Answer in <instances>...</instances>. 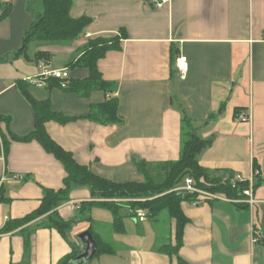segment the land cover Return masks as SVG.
Returning <instances> with one entry per match:
<instances>
[{
	"label": "crops",
	"instance_id": "1",
	"mask_svg": "<svg viewBox=\"0 0 264 264\" xmlns=\"http://www.w3.org/2000/svg\"><path fill=\"white\" fill-rule=\"evenodd\" d=\"M42 9L41 0H0V115L9 119L0 123L8 142L6 152L0 148V230L7 220L38 208L43 188L60 189L66 176L63 165L37 141L11 139L10 133L23 136L34 127L21 85L34 99H48L54 111L74 118L64 124L49 121L51 138L76 162L115 182L144 180L133 160L144 162L153 180L154 173L164 175L162 164L179 157L182 112L197 123L217 113L201 129L211 142L199 164L252 178L257 183L254 202L249 204L247 196L233 200L220 195L183 200L180 207L188 222L178 253L189 264H264V0H171L159 8L145 0H73L71 15L91 19L79 38L62 45L36 41L18 53L26 29ZM97 38L117 39V47L96 61L111 92L94 89L77 95L51 76L42 85L27 80L60 68L67 69L68 82L86 78L88 70L75 62L88 41ZM39 52L49 56L38 58ZM56 54L63 57L58 64ZM179 55L188 62L184 79L175 67ZM110 97L117 98L120 123L87 118L91 106ZM237 109L249 110L251 121H240ZM107 200L88 187H72L69 200L54 209L72 221L64 235L35 228L41 218L0 233V264H59L73 249L78 252L77 235L88 227L112 253L94 255L96 263L85 264H176L174 256L160 250L175 243L174 219L167 215L163 236L155 225L166 211L156 217L146 213L139 221L131 216L137 208L112 199L121 206L123 231L115 229L106 207L92 205L85 215L79 213L81 202ZM70 231L75 235L69 236ZM253 232L262 235L257 243L251 241Z\"/></svg>",
	"mask_w": 264,
	"mask_h": 264
},
{
	"label": "trees",
	"instance_id": "2",
	"mask_svg": "<svg viewBox=\"0 0 264 264\" xmlns=\"http://www.w3.org/2000/svg\"><path fill=\"white\" fill-rule=\"evenodd\" d=\"M42 12L37 14L34 21L26 29L23 41L18 53H22L26 48L36 41L50 43H64L79 38L91 19L87 16L73 17L71 8L73 0H41ZM117 39H93L89 40L84 53L75 62L88 70V76L81 80H70L64 88L77 95H86L91 90H103L105 93L112 91V84L102 79L96 67V61L102 57L109 49L117 47ZM49 56L46 53H37L36 56ZM56 79V78H55ZM58 80V79H56ZM58 85L61 86L60 80ZM20 85L23 95L28 100L34 112L33 130L23 136L11 134V139L16 141H37L45 151L51 153L64 167L66 176L63 179V186L60 189L43 188V196L38 208L20 219L7 220L1 228L0 233H8L22 225L33 222L38 218L42 220L35 224V228L46 227L53 228L64 235V232L72 225V221L64 220L59 217L54 209L62 202L69 200V192L72 187H88L92 193L99 197L109 199V201L81 202L82 208L79 213L83 215L92 205H100L108 208L113 214L114 226L117 231H123V217L120 215V205L110 200L115 198L129 199L128 204L135 208L144 209L149 217H156L161 212L166 211L167 215L175 221V243L163 244L160 250L170 256H174L176 264H189L178 253L182 245L183 228L188 222L183 214L180 204L189 197H195V194L173 191L172 189L183 182L185 176H191L195 186L207 192L224 196L229 199L237 200L245 195L243 191L249 187V182L235 181L232 183L233 174H220V170L210 171L199 164V157L202 151L210 144V138L201 136V129L212 122L216 114L210 115L207 121L197 123L194 119L182 112L181 116V145L179 157L176 160L166 161L162 164L164 178L161 182L155 183L148 172L145 170V163L133 160L137 169L143 174L142 182L128 181L115 182L101 177L94 173L89 166L79 164L73 158L71 152L63 149L49 135L46 124L55 120L59 123H67L74 118L66 117L51 108L50 101L36 100ZM117 98L110 97L104 103L90 107L87 118L99 124L120 123L122 119L117 114ZM222 109V107H221ZM236 110V113H240ZM9 119L0 115V123ZM7 151L8 142L0 133V148ZM1 152V151H0ZM257 183H253V188ZM152 197V198H149ZM146 198V199H141ZM149 198V199H148ZM131 216H135L133 212ZM91 232L97 243L95 255L100 253H112L108 244L99 240L90 227ZM77 250L73 249L71 254L63 258L59 264L67 262L76 255Z\"/></svg>",
	"mask_w": 264,
	"mask_h": 264
},
{
	"label": "built area",
	"instance_id": "3",
	"mask_svg": "<svg viewBox=\"0 0 264 264\" xmlns=\"http://www.w3.org/2000/svg\"><path fill=\"white\" fill-rule=\"evenodd\" d=\"M145 1L148 2L154 8H159L165 4H168L171 0H145ZM175 67L177 69L179 78L184 79L188 71V62H187L186 56L179 55L175 59ZM46 76H51L53 78L59 79L61 81V84H60L61 87H65L68 84V73H67L66 68L44 71L37 77H28L27 80L32 84L42 85L43 80H44L43 78ZM238 119L242 122L249 123L251 121L250 111L249 110L241 111L238 114ZM257 173H258L257 170L253 171V176L256 175ZM19 177H22V176L19 175ZM235 181H244V180L241 178L240 175H234L232 179V183H234ZM247 181L249 182V187L245 189L243 193L245 196H247L248 203L252 204L254 202L253 194H252L253 193L252 178L248 179ZM172 190L177 191V192L195 194V195H199L203 197H210V198L218 197L216 194L207 192L205 190H202L196 187L195 182L191 176H185L183 179V182L180 185L174 187ZM122 200L129 201V199H115V201H122ZM134 213H135V218H137V220L139 221H143L146 217V211L144 209L138 208L134 210ZM261 236H262L261 233L253 232L251 241L253 243H257L260 240Z\"/></svg>",
	"mask_w": 264,
	"mask_h": 264
},
{
	"label": "water",
	"instance_id": "4",
	"mask_svg": "<svg viewBox=\"0 0 264 264\" xmlns=\"http://www.w3.org/2000/svg\"><path fill=\"white\" fill-rule=\"evenodd\" d=\"M77 238L81 243V248L78 250L76 255L67 262V264H85L96 253L97 243L88 229L80 231Z\"/></svg>",
	"mask_w": 264,
	"mask_h": 264
},
{
	"label": "rangeland",
	"instance_id": "5",
	"mask_svg": "<svg viewBox=\"0 0 264 264\" xmlns=\"http://www.w3.org/2000/svg\"><path fill=\"white\" fill-rule=\"evenodd\" d=\"M52 44V43H51ZM52 45H62L61 43H53ZM63 57L61 56V55H59V54H56V56H55V64L57 63H60V62H62V59ZM159 171H161V170H159ZM154 176V180H155V182L156 183H158V182H160V181H162L163 180V174H162V172H161V174H159V173H154L153 174ZM115 199H120V198H115ZM125 211L126 210H121V213H125ZM130 217V216H129ZM129 217H126V218H129ZM130 219V218H129ZM169 218H168V216H167V213L166 212H164V213H162L160 216H159V219H157V224H155L156 225V228L160 231V233H161V235L163 236L164 234H165V230H166V222H167V220H168ZM131 220V219H130ZM147 221L149 222V223H153V219H150V218H147ZM71 233L72 234H74V232L72 231H70L69 233H68V235L69 236H71ZM75 235V234H74ZM71 238H75L74 236H72ZM93 259V260H92ZM91 260H89L90 262H88V263H96V258H92ZM95 259V260H94ZM92 261H95V262H92Z\"/></svg>",
	"mask_w": 264,
	"mask_h": 264
}]
</instances>
